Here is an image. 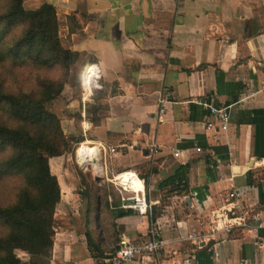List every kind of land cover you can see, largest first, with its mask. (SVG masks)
<instances>
[{
  "label": "crops",
  "instance_id": "crops-1",
  "mask_svg": "<svg viewBox=\"0 0 264 264\" xmlns=\"http://www.w3.org/2000/svg\"><path fill=\"white\" fill-rule=\"evenodd\" d=\"M43 5L54 7L60 38L84 57L82 87L94 98L68 100L64 135L79 133L81 143L98 149L99 188L131 173L151 205L150 218L114 219L105 206L126 210L120 201L107 195L101 206L98 199L94 229L105 252L154 229L164 244L161 260L133 264H264V0H23L27 11ZM202 101L228 108L226 131L207 127L214 119ZM82 104L98 107V125ZM64 158L49 160L60 188L57 207H83L81 185L64 177ZM180 168L189 192L168 198L154 223L152 207L164 197L159 186ZM240 216L244 223L229 232L216 226ZM82 219L78 211L55 230L52 263L109 258H91Z\"/></svg>",
  "mask_w": 264,
  "mask_h": 264
},
{
  "label": "trees",
  "instance_id": "trees-1",
  "mask_svg": "<svg viewBox=\"0 0 264 264\" xmlns=\"http://www.w3.org/2000/svg\"><path fill=\"white\" fill-rule=\"evenodd\" d=\"M81 57L60 38L54 7L43 5L27 11L23 0H7L6 9L0 13V61L10 59L38 71L58 69L64 76L41 79L37 89L28 93L7 92L0 81V181L18 180L14 201L0 204V264H51L60 188L50 171L49 160L73 153L72 146L82 140L64 135L61 121L50 106L60 98L70 69ZM85 83L89 85L87 79ZM98 110V107L89 110L95 126L99 124ZM184 175L180 168L160 184L164 197L158 206L152 207L151 221L155 223L160 217L169 204L168 198L189 192ZM85 197L82 227L87 250L95 260L110 257L114 249L105 252L103 240L95 236L94 216L99 200L96 205V194L91 189ZM105 208L114 219L135 215L130 209L113 212L108 204ZM16 251L29 256V261H20Z\"/></svg>",
  "mask_w": 264,
  "mask_h": 264
},
{
  "label": "rangeland",
  "instance_id": "rangeland-1",
  "mask_svg": "<svg viewBox=\"0 0 264 264\" xmlns=\"http://www.w3.org/2000/svg\"><path fill=\"white\" fill-rule=\"evenodd\" d=\"M7 6V0H0V13L6 9ZM84 57H81L79 62L70 69V73L67 76V83L64 86L63 92L51 106L50 111H52L54 114L58 116L60 121H62L64 118L68 119L70 118L68 113L66 112V107L69 103V99L71 98L72 101H77L80 98L86 100H92L93 93L90 96L86 95L85 90L82 87L81 79L83 80L84 77H82L83 72V64H84ZM11 60L5 59L4 61H0V81L4 85V89L7 92H13L17 93L19 91L28 93L31 91H35L37 89V83L41 79H56L61 78L64 76L63 71H60L58 69H54L52 71H38L32 67L24 66L19 63H13L10 62ZM96 98V95H95ZM87 103V102H86ZM88 104V103H87ZM86 104V105H87ZM83 106V104H82ZM84 110L86 109V112L91 109L90 105L87 107L83 106ZM77 110V109H76ZM83 110V108H82ZM85 113V112H84ZM75 116L74 118L77 120V114L71 115ZM86 117L89 119H92V115L86 113ZM79 122V121H76ZM5 124H8L9 121H4ZM69 138L74 139H82L80 138V134H76L75 136H67ZM82 144L79 143L76 146H72L74 149V152L71 154L64 155V165H65V171H64V177L66 178L68 183H77L80 184L82 194L81 198L82 201H84L83 207H78L75 205H68L66 203H62L60 206L56 208V214H55V228L57 229V232L59 228L67 225L71 218H74L77 215V212L79 211L80 216L83 217V213L85 210V204H86V197L85 194L89 191V189L92 190L93 194H96V200L94 203L97 205L98 197L101 199V206H103V201H105L107 195L111 196V200L113 204H117L120 201V194L117 188H115L111 182H106L105 184H101V188L98 187V183L95 182V178L98 179V181L103 182L100 174H96V171H94L91 163L84 166L78 165V162L75 157L76 150L78 146ZM51 171V169H50ZM97 175V176H95ZM110 176V175H109ZM112 177H110L111 179ZM113 180V179H111ZM18 181V180H17ZM13 178H5L0 181V204H7L15 199V195L18 189H16V182ZM84 197H83V196ZM124 197H131L132 195L127 193H123ZM81 201V200H80ZM95 224V221L93 222ZM55 240V239H54ZM77 248L75 251V254L77 253ZM79 251V250H78ZM80 252V251H79ZM17 257L22 261L23 263H27L29 261V256H27L25 253H22L20 251H16ZM52 257V256H51ZM51 264H59L58 262Z\"/></svg>",
  "mask_w": 264,
  "mask_h": 264
},
{
  "label": "built area",
  "instance_id": "built-area-1",
  "mask_svg": "<svg viewBox=\"0 0 264 264\" xmlns=\"http://www.w3.org/2000/svg\"><path fill=\"white\" fill-rule=\"evenodd\" d=\"M205 110L208 111L209 115L214 119V123H209L207 125L208 128H213V124H217V129L220 131H226L229 125V111L228 108H217L212 106L208 101H202L199 103ZM166 112L165 106H161L158 114H157V123L163 124L164 122V114ZM196 153H202V149H195ZM113 152V150H111ZM209 155L211 157L214 156L213 152H209ZM181 156L180 151H174L173 157L179 158ZM210 168H213L212 165L209 166ZM126 174V173H125ZM130 174V173H129ZM134 178L138 180V178L133 174ZM139 181V180H138ZM114 187L117 188L119 191V194L121 196L120 198V205L122 209H130L134 211L136 214H139L141 216L150 218L151 217V205L146 199V193L145 189L143 188L139 192L134 191L130 189L128 186L123 185L121 182H119L118 179L114 180L113 183ZM130 192V193H129ZM123 193L131 194V197H124ZM229 199L235 198V193L232 192L229 196ZM237 207L234 206L230 210H226L225 212L230 213L231 211L236 210ZM236 222L233 223H223V225H220L218 222L216 224L217 227L222 226L221 229H223L226 232H229V230L233 227V225H241V223H244V219L242 216L235 219ZM191 239L198 240L196 235H192ZM163 247L164 244L160 239L159 234L154 230L151 229L149 231V236L147 239H136L132 241H123L120 240V242L117 244L116 248L114 249V253L112 256H110L107 259H104L102 261V264H133L136 261L142 259V260H148V261H160L163 256ZM185 264H190L189 261H186Z\"/></svg>",
  "mask_w": 264,
  "mask_h": 264
},
{
  "label": "bare ground",
  "instance_id": "bare-ground-1",
  "mask_svg": "<svg viewBox=\"0 0 264 264\" xmlns=\"http://www.w3.org/2000/svg\"><path fill=\"white\" fill-rule=\"evenodd\" d=\"M98 154V149L96 147L89 146L86 143H82L78 146L75 157L78 162V165L84 166L89 164L90 162H93V158ZM93 169L96 171L100 170L99 165L97 163H91ZM119 182H121L123 185L128 186L130 189L139 192L143 189V186L141 183H139L138 180H136L133 176V174H122L117 178Z\"/></svg>",
  "mask_w": 264,
  "mask_h": 264
}]
</instances>
